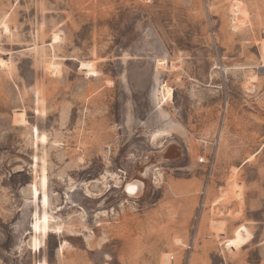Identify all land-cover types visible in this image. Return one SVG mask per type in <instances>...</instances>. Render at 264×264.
Listing matches in <instances>:
<instances>
[{"label":"rangeland","instance_id":"obj_1","mask_svg":"<svg viewBox=\"0 0 264 264\" xmlns=\"http://www.w3.org/2000/svg\"><path fill=\"white\" fill-rule=\"evenodd\" d=\"M263 45L264 0H0V264H264Z\"/></svg>","mask_w":264,"mask_h":264},{"label":"bare ground","instance_id":"obj_2","mask_svg":"<svg viewBox=\"0 0 264 264\" xmlns=\"http://www.w3.org/2000/svg\"><path fill=\"white\" fill-rule=\"evenodd\" d=\"M3 29L5 32H8V25L6 23H3ZM58 39V36H53V43L56 42ZM262 52L264 53V45L262 46ZM55 67V65H54ZM81 67L83 69H87V70H92L93 69V65L92 63H81ZM262 74H264V65L262 66ZM162 94H161V97L159 99V104L164 105L166 103H168L169 101H171V98H172V88H170L169 86L167 85H162ZM21 120V119H20ZM17 122V121H16ZM18 123V122H17ZM19 123H22V122H19ZM165 133L162 132V131H159V132H156L152 135V141H156L158 137L160 136H164ZM143 188V182L139 179H135L131 182H129L126 186V190L128 191L129 195L130 196H134V195H137V193ZM34 190V189H33ZM35 193L37 194L38 191L37 189L35 190ZM45 196H43L42 198V203L45 202L44 200ZM44 219L39 222V230L40 232L41 231H44ZM42 225V226H41Z\"/></svg>","mask_w":264,"mask_h":264},{"label":"built area","instance_id":"obj_3","mask_svg":"<svg viewBox=\"0 0 264 264\" xmlns=\"http://www.w3.org/2000/svg\"><path fill=\"white\" fill-rule=\"evenodd\" d=\"M203 160H204V158L203 157H200V162L203 161Z\"/></svg>","mask_w":264,"mask_h":264}]
</instances>
